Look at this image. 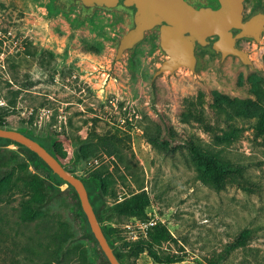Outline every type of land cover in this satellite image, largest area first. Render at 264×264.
Wrapping results in <instances>:
<instances>
[{
    "label": "rangeland",
    "instance_id": "obj_1",
    "mask_svg": "<svg viewBox=\"0 0 264 264\" xmlns=\"http://www.w3.org/2000/svg\"><path fill=\"white\" fill-rule=\"evenodd\" d=\"M62 6L0 0V126L47 140L102 197L97 213L123 264H157L151 223L171 232L157 248L176 264H209L243 231L245 248L219 264H264V40L242 43L254 67L206 55L198 77L180 68L158 77L154 93L157 33L108 75L125 15L82 18L79 6ZM260 6L248 0L245 14ZM59 183L0 142V264H110L77 195ZM134 196L148 201L144 215L126 211Z\"/></svg>",
    "mask_w": 264,
    "mask_h": 264
},
{
    "label": "water",
    "instance_id": "obj_2",
    "mask_svg": "<svg viewBox=\"0 0 264 264\" xmlns=\"http://www.w3.org/2000/svg\"><path fill=\"white\" fill-rule=\"evenodd\" d=\"M246 0H59L69 9L81 8L82 18L96 10L123 13L126 30L120 34L108 75L115 66L132 54L151 33L159 38V67L151 87L155 93L158 77H171L180 68L188 69L198 77L204 66V56L219 58L223 65L228 57L240 59L247 67H254L252 51L239 46L240 40L260 45L264 40V9L257 8L245 18ZM236 32V33H235ZM0 141L18 144L35 153L50 169L51 175L75 190L89 228L99 242L110 264H123L106 236L97 214L87 181L73 174L55 155L47 140L26 132L0 127Z\"/></svg>",
    "mask_w": 264,
    "mask_h": 264
},
{
    "label": "trees",
    "instance_id": "obj_3",
    "mask_svg": "<svg viewBox=\"0 0 264 264\" xmlns=\"http://www.w3.org/2000/svg\"><path fill=\"white\" fill-rule=\"evenodd\" d=\"M62 7L65 9V6H62ZM0 127L4 128L2 126H0ZM256 130H257V133L260 136H262L263 140H264V121L260 122L256 126ZM19 131H21V130H19ZM21 132H24V131H21ZM30 136H34V135H30ZM9 144H12V143H4V145H9ZM14 145L18 146L20 149L24 150L25 152L33 155L34 158L41 165H43L45 168H47L50 171L49 167L44 162H42L35 153L23 148L22 146H20L18 144H14ZM51 152H52L53 155H55L63 163V161L52 150H51ZM73 174H75V173H73ZM50 175H51V173H50ZM212 178H213V181L216 182V184L220 185L224 181V173L220 172L218 169H215L214 172L212 173ZM54 180L57 183L60 182L56 178H54ZM92 180H93L92 183H95L97 181V178L94 177ZM61 183H59V184H61ZM73 192L75 193V195H77V193L75 192L74 189H73ZM90 195H91V192H90ZM77 197H78V195H77ZM91 198H92V196H91ZM101 198L102 197L100 195H97V196L93 197L92 200H93L94 203H96L97 202L96 200H100ZM124 205L126 206V211L131 212L134 215L141 216V215L145 214V209L148 206V201L146 199H144L142 196H134L133 198H131L129 200H126L124 202ZM80 206H81V203H80ZM81 209H82V206H81ZM99 220H100V218H99ZM147 235H148V240H147L148 253H149L150 257L154 260L155 263H157V264H176V263H179L180 261H182L180 256H178L176 254H161L159 252V249L157 248V247H160L163 244L168 243V242L173 240L171 232L169 231V229L164 224L156 223L154 226L150 227ZM250 238H251L250 232L249 231H243L236 238V240L231 245H229L227 247L226 252L224 254H222L217 259L210 260L209 264H219V263H224V262L228 263L230 258H231V256H232V254L235 251H237L238 249L245 248V246L247 245V243L250 240Z\"/></svg>",
    "mask_w": 264,
    "mask_h": 264
},
{
    "label": "flooded vegetation",
    "instance_id": "obj_4",
    "mask_svg": "<svg viewBox=\"0 0 264 264\" xmlns=\"http://www.w3.org/2000/svg\"><path fill=\"white\" fill-rule=\"evenodd\" d=\"M192 1H204V0H192ZM247 1L248 0H246V2H245V9H244V16H245V18H247V17H249L251 14H252V12L254 11V10H256L257 8H262V9H264V7H257V8H255V9H253L252 10V12L247 16L246 14H245V10H246V3H247ZM236 33V32H235ZM244 42H246V43H249V44H255V43H251V42H249L248 40H240L239 42H238V44H239V46H241V47H243V48H245L243 45H242V43H244ZM245 49H247V48H245ZM249 50V49H248ZM207 55H209V54H207ZM206 56V55H205ZM211 56V55H210ZM231 57V56H230ZM230 57H228V58H230ZM227 58V59H228ZM232 58H234V57H232ZM236 59H238V58H236ZM240 60V59H239ZM241 62V61H240ZM242 64V63H241Z\"/></svg>",
    "mask_w": 264,
    "mask_h": 264
},
{
    "label": "built area",
    "instance_id": "obj_5",
    "mask_svg": "<svg viewBox=\"0 0 264 264\" xmlns=\"http://www.w3.org/2000/svg\"><path fill=\"white\" fill-rule=\"evenodd\" d=\"M156 223H151L152 226H154Z\"/></svg>",
    "mask_w": 264,
    "mask_h": 264
}]
</instances>
